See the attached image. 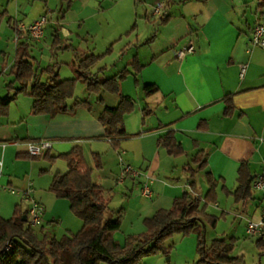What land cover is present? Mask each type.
I'll return each mask as SVG.
<instances>
[{
    "label": "crops",
    "instance_id": "crops-1",
    "mask_svg": "<svg viewBox=\"0 0 264 264\" xmlns=\"http://www.w3.org/2000/svg\"><path fill=\"white\" fill-rule=\"evenodd\" d=\"M43 1L46 11L59 7L63 2L68 3V8L70 3L67 0ZM83 1L86 5L88 0ZM26 2L30 0H0L7 21H34L38 15L28 19L30 11ZM159 2L164 3L161 11H153L160 18L159 26L152 37L144 42L145 48L137 50L131 59L136 55L143 66L137 75L128 73L120 88V94L130 95L136 100L134 110L124 118L128 135L120 140V146L124 149L123 161L148 172H158L162 167L168 170L167 166H174L175 161H179L176 165L182 164L184 168L189 161V150L195 153L202 150L206 168L219 180L218 194L222 190L233 198L232 191L237 184L242 161L249 163L253 177L264 173V46L251 42L255 24L264 19V6H259V0ZM22 14H25V19L21 17ZM17 33L15 25L5 24V28H0V57L3 58L0 71L4 74H8L11 69L17 45L25 39L32 40L28 32L23 31L13 48L11 37L15 34L18 36ZM53 36L52 50L73 47L72 44H65V39L58 31ZM189 40L194 41V51L182 59L178 58L175 50L187 46ZM54 41L57 43L54 44ZM36 62L40 68L53 65L59 73L62 67L58 61H54L53 56ZM241 63L247 64L243 74ZM131 66L128 65L129 68ZM74 70L76 74L72 77L78 75L75 67ZM130 76L133 81L129 80ZM145 83H154L158 91L146 95L143 89ZM120 94L75 90V96L67 100L66 110L55 114H34L33 98L27 93H20L11 102L8 114L0 115L2 178L7 175V181L13 183L17 165L31 164L22 161L29 157L24 155L28 152L27 142L45 138L52 141L51 154L69 152L74 147L81 148L87 164L92 168L93 181L107 189L110 198L121 193L119 186H122L124 191L121 195L143 211L137 212L141 217L144 214L151 216L157 209L173 205L185 186L195 180L194 176L189 175L186 181L172 179L167 184L153 181L151 186L158 195L155 199L151 198L154 200H149L140 191L147 173L138 176L127 174L121 178L119 170L122 171V163L118 162L117 171L111 165L118 161L117 149L104 135L105 127L99 114L105 106L117 105ZM228 94L235 105L230 113L225 111V96ZM79 98L88 99L90 107L74 105ZM145 107L150 109V113H145ZM170 130L183 144L185 154L171 155L161 145V138ZM19 153L23 155L18 156ZM95 154L100 156V167L96 165ZM176 157L181 158L176 160ZM50 162L51 167L42 169L50 170L52 174L49 184L55 172L68 169V163L62 157ZM117 172L119 177L116 178ZM30 185L24 192L30 189V195L45 206V212L48 207L52 208L56 195L52 191L36 192ZM136 188L146 200L141 201L138 196H134ZM255 196L253 200L259 210L263 193L256 190ZM247 201L242 202V205ZM259 211L258 218L261 217V209ZM223 212L229 213L230 210L224 209Z\"/></svg>",
    "mask_w": 264,
    "mask_h": 264
},
{
    "label": "trees",
    "instance_id": "trees-1",
    "mask_svg": "<svg viewBox=\"0 0 264 264\" xmlns=\"http://www.w3.org/2000/svg\"><path fill=\"white\" fill-rule=\"evenodd\" d=\"M172 1L166 0V3ZM259 6H264V0H259ZM16 30L18 37L25 31ZM130 32L131 30L126 34ZM30 47L29 39L17 45L15 59L8 72L11 79L5 86L7 94L0 95V115L8 114L11 102L20 93H27L33 98L34 114H55L66 110L67 100L75 96L76 82L79 79L85 83L89 92L108 91L120 94L121 81L130 72L137 75L143 66L135 55L131 61L132 69L126 66L112 76L100 78L99 72L94 68L105 52H91L79 57L76 77L63 78L53 65L42 67L39 72V64L37 65L36 58L32 56ZM111 49L112 45L107 51ZM143 89L146 95L158 91L154 83H145ZM225 101L226 113L232 112L235 108L232 96L226 95ZM74 105L90 107L89 100L82 98L76 99ZM135 105L136 100L132 96L120 94L117 105L105 106L99 114L105 127L104 135L110 139L114 148H119L120 140L128 135L124 128V118L134 110ZM144 111L146 114L150 113L148 107ZM161 145L171 155L186 153L172 130L161 138ZM50 149L41 155L29 152L24 155L45 156L50 161L62 157L67 161L68 169L54 173L49 189L57 197L69 201L70 208L83 219V228L79 233L61 238H40L32 225L26 224L27 209L24 212L16 209L10 218L0 215V264H140L142 257L147 254L161 250L166 252L163 239L175 231L198 235V247L205 264H244L241 257L230 254L236 240L234 236L230 242L221 237L215 238L208 248L204 245L206 223L215 226L225 213L217 215L207 210L208 204L218 198L219 186V180L210 170L205 172L209 187L204 195L197 193L196 180H191L189 185L193 188L192 191L185 190L176 197L171 207L159 208L153 215L144 218L146 230L127 236L124 243H121L114 236L121 227V214L116 218L106 216L107 211L111 210L110 195H107V189L93 181L92 168L87 164L81 148L74 147L69 152L58 154H51ZM21 155L23 154H18ZM95 161L100 167L101 159L98 154H95ZM198 168H206V158L202 150L196 152L184 165V170L191 176H194ZM254 179L249 163L242 161L238 169L237 184L232 191L235 202L256 198V189L252 187ZM24 216L27 217L26 220H22ZM86 231L90 235L83 236L82 233ZM259 242L264 245V234L259 235ZM64 252L70 253L68 263L63 256Z\"/></svg>",
    "mask_w": 264,
    "mask_h": 264
},
{
    "label": "rangeland",
    "instance_id": "rangeland-1",
    "mask_svg": "<svg viewBox=\"0 0 264 264\" xmlns=\"http://www.w3.org/2000/svg\"><path fill=\"white\" fill-rule=\"evenodd\" d=\"M159 1L162 0H88L85 5L83 0H71L68 8V3L63 2L60 3L59 7H55L53 10L48 8L46 11V5L43 0H30L29 3L26 2L29 4L30 11L28 19L37 15L38 17H35L34 20L42 15H47L48 17V21L44 26L43 36L40 39L32 37L31 54L39 61L53 56L54 61H58L59 65L62 66L60 76L72 77L76 74L74 67L77 69L80 56L91 52H105L94 70L99 72L100 78L112 76L120 72L124 67L131 66L130 61L134 53L145 48L144 42L151 38L156 31L160 18L154 15L153 11ZM3 8L4 6L2 7L0 4L1 29L5 28V24L7 26L8 20V17L2 13ZM21 17L23 19L26 18L25 14H22ZM19 21L28 24L24 20ZM130 30L131 32L126 34ZM55 31H58L60 36L65 39V44H72L73 47L68 49L55 48L52 50L53 33ZM9 36L11 37L12 35L9 34ZM11 38H13L12 47L14 48V42H19V37L15 34ZM110 45H113V48L108 52ZM2 61L3 58L0 57V70L3 65ZM10 79L11 76L8 74L2 73L0 75L1 96L7 94L5 86ZM129 80L133 81V77L130 76ZM76 84L77 92L86 90L82 80H78ZM120 84L122 85V81ZM115 149H117L118 161L111 165L117 171L119 163L121 164L118 151L124 149L121 146ZM194 153L195 151L189 150V161ZM179 158L181 157H176V160H179ZM111 159L113 161V157ZM171 159H174V157H171ZM22 161H27L31 164L17 165L13 183L7 181V175L0 182V215L4 218L12 217L16 209L24 212L28 208L30 202L24 199V189L28 187V184H31V189L36 192L39 190L51 192L49 183L52 174L50 170H42L51 167L49 158L45 156L28 157L23 158ZM126 164L129 163L127 162ZM176 164H179V161L173 163L175 167L167 166L168 170L162 167L158 172H148V170L145 171L131 164L129 165L133 169L141 171V175L144 173L154 174L156 178L153 181L159 180L167 184L172 179L186 181L190 175V173L188 174L184 171L182 164L180 166ZM207 170V168H198L194 173V179L196 180L195 189H198L197 193L200 195H204L209 187L205 174ZM119 172H117L116 178L119 175L121 176V171L119 170ZM140 178L142 177L140 176ZM12 188L15 189V192L11 191ZM122 188V186H119L121 193L111 198V210L107 211L106 216L116 218L121 214V227L114 233V236L119 242L124 243L127 236L139 234L146 230L144 218L150 215L144 214L141 217V214H137L138 210L140 213L143 211L138 209L135 203L130 204L126 196L121 195L124 191ZM185 190L192 191L193 188L188 184V186H185ZM138 191L139 188H136L134 196H138V200H146ZM155 192L158 195L157 190ZM53 198H55V203L52 208H47L41 224L32 225L30 217L27 219L26 224H31L40 238L44 236L61 238L64 235L79 233L84 225L83 219L70 208L69 201L66 198L57 196ZM154 199L150 198L149 200ZM224 209L230 210V212H225L221 215ZM207 210L213 214L221 215V218L215 226L206 223L204 239L206 248L211 246L215 238L225 237L230 242L231 237L234 236L236 240L230 251L232 256L241 257L244 264H264V245L259 242V235H252L246 231L248 221L257 220L259 217L260 211L257 209L256 202L253 199L242 205V202H234L231 195L219 190L218 198L208 204ZM82 235L87 236L90 233L86 231ZM163 244L166 252L161 250L147 254L142 257L140 264H205L198 247L199 238L196 233L185 234L175 231L163 239ZM63 256L68 263L71 258L70 253L64 252Z\"/></svg>",
    "mask_w": 264,
    "mask_h": 264
},
{
    "label": "built area",
    "instance_id": "built-area-1",
    "mask_svg": "<svg viewBox=\"0 0 264 264\" xmlns=\"http://www.w3.org/2000/svg\"><path fill=\"white\" fill-rule=\"evenodd\" d=\"M164 3L159 2L155 7V12H160L161 8L163 7ZM48 21L47 15H42L40 18L26 24L21 21H17L15 24L11 20L7 21V25L15 27L18 30H25L27 31L30 36L35 39H40L44 34V26ZM251 42L254 45L264 46V19L259 20L252 31V38ZM195 49L194 41L189 40L187 46L176 49L175 53L178 58L182 59L186 56L187 53L193 52ZM247 64L241 63V74L244 73ZM52 148V141L49 139L41 138L30 140L27 142V150L29 153L34 155H41L46 152L48 149ZM124 153L123 150L119 151L121 163H122V171H121V178H124L127 174H132L134 176L140 175L141 171H137L132 168L131 165L126 164L123 161L122 154ZM3 175V162L0 160V182ZM156 178V175L147 173L145 174V180L140 188L141 194L145 197L152 198L156 196L155 190L152 188L151 183ZM253 188L263 193V199L261 202V217L257 220H249L247 223L246 231L249 234L255 235H262L264 234V173L259 174L255 177L253 184ZM12 192H15V189H11ZM24 199L30 202V205L27 208L28 211V218L31 219L32 225H39L43 221V215L45 213V206L36 198L30 195V189L24 192Z\"/></svg>",
    "mask_w": 264,
    "mask_h": 264
},
{
    "label": "water",
    "instance_id": "water-1",
    "mask_svg": "<svg viewBox=\"0 0 264 264\" xmlns=\"http://www.w3.org/2000/svg\"><path fill=\"white\" fill-rule=\"evenodd\" d=\"M26 219H27V217H26V216H24L22 220H26Z\"/></svg>",
    "mask_w": 264,
    "mask_h": 264
}]
</instances>
